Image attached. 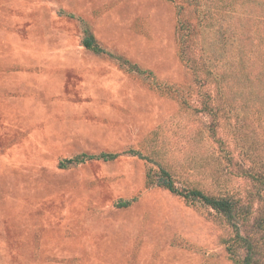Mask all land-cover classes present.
Returning a JSON list of instances; mask_svg holds the SVG:
<instances>
[{"label":"rangeland","instance_id":"1","mask_svg":"<svg viewBox=\"0 0 264 264\" xmlns=\"http://www.w3.org/2000/svg\"><path fill=\"white\" fill-rule=\"evenodd\" d=\"M183 3L197 17L200 55L217 69L241 48L250 59L252 85L236 76L224 95L232 107L220 120L221 147L205 116L81 46L86 27L106 51L198 108L179 57ZM127 149L155 153L179 184L218 195L256 189L242 173L264 174V0H0V264H235L225 221L147 187L146 160L58 167ZM247 225L264 261V191Z\"/></svg>","mask_w":264,"mask_h":264},{"label":"trees","instance_id":"2","mask_svg":"<svg viewBox=\"0 0 264 264\" xmlns=\"http://www.w3.org/2000/svg\"><path fill=\"white\" fill-rule=\"evenodd\" d=\"M166 1L176 3L177 0ZM231 2L233 0H225L227 6ZM176 8L179 57L191 74L192 80L198 89V108L191 106L188 99L183 97V93L177 91L178 89L159 84L150 71L143 70L136 64H131L127 60L106 51L86 27L81 38V46L95 55L112 58L127 73H134L149 80L151 88L159 91L160 94L178 98L183 110H192L205 116L208 138L219 147L224 146V141L219 135L220 120L225 112V107H232V101L224 95L231 94L232 82L236 76H239L241 81L252 85L250 59L246 51L241 48L238 50L236 62L233 65H229L228 69H217L216 65L208 60L203 51L202 55L198 52V31L195 23L197 17L195 13L191 12L190 4H177ZM156 153L158 154V152ZM154 154L141 155L133 149H127L121 153L80 154L59 161L58 167L67 169L89 161L110 162L122 155L144 159L153 165L149 167L145 175L147 187L162 188L171 195L182 199L188 205L199 204L207 207L225 221L232 234L227 243V251L235 264H264V261L260 258V249L252 235L249 234L250 230L247 225L253 213L254 205L262 200L264 174L260 172L253 173L251 169H243L246 172H243L242 176L255 182L256 189L245 193L243 196L235 193L230 194L229 192L218 195L200 188L196 183L184 182L179 184L176 180V174L167 165L154 160ZM129 205L130 201H118L116 203L118 208H125ZM260 227L261 222H254L251 228L260 229Z\"/></svg>","mask_w":264,"mask_h":264}]
</instances>
